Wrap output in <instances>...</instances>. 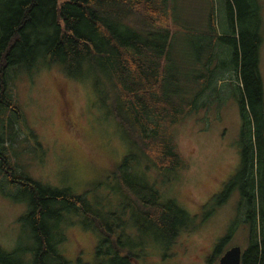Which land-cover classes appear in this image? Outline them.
Listing matches in <instances>:
<instances>
[{"label":"trees","instance_id":"obj_1","mask_svg":"<svg viewBox=\"0 0 264 264\" xmlns=\"http://www.w3.org/2000/svg\"><path fill=\"white\" fill-rule=\"evenodd\" d=\"M175 1L0 0V182L14 185V199L26 204L19 221L29 230L25 242L19 237L11 249L0 245V264H69L60 246L66 227L76 222L98 234L93 264H135L143 251L122 241L124 229L140 234L139 245L148 235L176 243L194 224L159 189L168 181L163 176L187 167L173 128L213 102L221 105L227 86L237 90L241 119L240 170L232 184L249 227L241 264H264L260 0H220L224 16L218 22L214 0H188L185 11L176 10ZM192 8L203 11L192 15ZM52 67L90 82L128 145L112 172L111 190L121 197L113 209L96 207L71 186L35 178L21 161L24 142L39 162L44 149L25 123L15 82ZM226 240L216 244L215 254Z\"/></svg>","mask_w":264,"mask_h":264},{"label":"rangeland","instance_id":"obj_2","mask_svg":"<svg viewBox=\"0 0 264 264\" xmlns=\"http://www.w3.org/2000/svg\"><path fill=\"white\" fill-rule=\"evenodd\" d=\"M190 4L188 0L175 1L176 10L185 11ZM195 4L199 2L193 1ZM190 10L192 15L203 11ZM214 10L218 22L224 16L220 0H214ZM260 13L262 42L258 58L264 87V0H260ZM14 89L25 123L37 133L45 153H38L39 162L28 152L26 142L18 147L24 154L21 161L27 164V171L53 186H71L76 192H84L98 208L116 207L121 197L111 190L112 172L129 148L120 130L106 116L103 105L97 103L90 82L70 78L52 67L24 75L15 82ZM236 92L234 86L225 87L221 105L213 102L174 126V139L187 167L169 172L171 177L163 176L168 181L159 189L164 198L172 197L186 210L194 225L181 231L176 243L163 244L148 235L147 242L139 245L140 234L124 229L127 237L122 241L138 253V249L143 251L135 264H217L229 247L238 245L242 251L246 248L249 227L243 219L244 207L239 210V190L232 185L240 170L241 119ZM7 159L13 161L10 155ZM155 184L159 187L160 183ZM13 188L8 181L0 182V245L7 249L19 237L25 242L23 233L29 231L23 230L19 221L26 204L14 199ZM65 234L60 250L69 264H93L98 234L78 222L68 225ZM225 237L226 242L215 254L216 244ZM182 247L184 252L180 253Z\"/></svg>","mask_w":264,"mask_h":264},{"label":"water","instance_id":"obj_3","mask_svg":"<svg viewBox=\"0 0 264 264\" xmlns=\"http://www.w3.org/2000/svg\"><path fill=\"white\" fill-rule=\"evenodd\" d=\"M217 264H241V247L238 245L229 247L219 257Z\"/></svg>","mask_w":264,"mask_h":264},{"label":"flooded vegetation","instance_id":"obj_4","mask_svg":"<svg viewBox=\"0 0 264 264\" xmlns=\"http://www.w3.org/2000/svg\"><path fill=\"white\" fill-rule=\"evenodd\" d=\"M179 252L180 253L184 252V248H180V251Z\"/></svg>","mask_w":264,"mask_h":264}]
</instances>
